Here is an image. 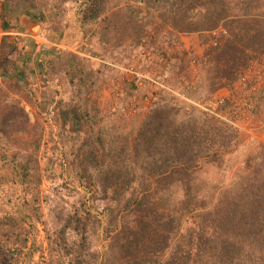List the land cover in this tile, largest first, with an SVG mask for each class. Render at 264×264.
Instances as JSON below:
<instances>
[{
	"label": "rangeland",
	"instance_id": "374dc122",
	"mask_svg": "<svg viewBox=\"0 0 264 264\" xmlns=\"http://www.w3.org/2000/svg\"><path fill=\"white\" fill-rule=\"evenodd\" d=\"M103 3L105 12L94 24L70 22L63 8L55 22L22 17L19 30L9 34L22 48L17 67L27 84L20 90L0 84V90L7 93L5 100L24 108L29 122L11 140L9 133L0 136V166L6 158H30L39 178L30 186L37 195L36 212L32 206L22 212L32 221L0 230L13 264H133L138 259V254L125 258L121 250L129 228L136 230L141 220L150 229L153 223L158 227L161 214L177 213L184 197L181 183L160 189L147 176L150 160L143 137L156 114L175 123L195 117L198 123L204 115L237 130L234 169L208 170L193 181L194 193L201 192L198 198L208 210L217 203L226 206L218 200L220 192L244 176V156L257 144L264 146V111L254 107L264 88L263 49L234 43L229 26L179 33L139 3ZM4 35L0 21V51ZM219 46L226 47L215 57ZM0 112L1 119L4 109ZM118 162L128 170L118 187H106ZM132 171L127 186L126 173ZM205 182L216 185L217 194L202 191ZM148 184L149 206L136 212L134 201ZM120 189L121 194L115 191ZM115 193L113 213L120 227L105 239L98 211Z\"/></svg>",
	"mask_w": 264,
	"mask_h": 264
},
{
	"label": "trees",
	"instance_id": "16d2710c",
	"mask_svg": "<svg viewBox=\"0 0 264 264\" xmlns=\"http://www.w3.org/2000/svg\"><path fill=\"white\" fill-rule=\"evenodd\" d=\"M103 1L0 0L1 30L6 34L2 38L0 51V84L14 85L13 89L17 90L25 89L27 84L26 75L17 67L23 56L22 48L12 42L9 35L19 30L22 17L35 22H43V19L55 22L61 17L64 8L70 22L94 24L105 12ZM130 1L139 3L179 33L212 32L224 25L232 28L229 33L233 34L234 43L245 48L255 46L256 49L264 50V0ZM31 10L35 14L29 16L28 12ZM225 47H216L215 57ZM53 52L54 50H49V54ZM6 97L7 93L0 90V109H4L0 119V136L9 133L6 137L11 140L21 132H16V129L23 130L29 120L24 108L5 100ZM254 100V107L263 112L264 88ZM202 117L204 119L201 118L198 123L196 117L175 123L173 119L166 121L156 114L148 122L149 133L147 137H143L144 144L147 145L146 158L150 160L146 168L147 176L154 180L152 184H159L160 189L168 188L176 181L181 183L184 197L177 206V213L161 214L163 222L158 227L153 223L154 229H150L146 220H141L136 230L135 227L129 228L130 233L128 237H124L121 250L125 251V258L138 254L139 257L133 264H264V146L257 144L244 156V176L220 192L218 200L226 201V206L219 207L217 203L208 210L203 199L198 198L201 192L194 193L193 181L208 170L234 169L237 161L234 157L237 147L234 146L237 144L238 132L225 122L211 123V118L204 115ZM169 126H173L172 132L168 130ZM37 149L36 146V151ZM126 158L127 155L122 156V161ZM6 159L5 164L0 166L3 171L0 174V230L14 229L22 223L32 221L31 215L22 212L28 206H32L36 212L38 207L37 195L31 194L30 188L31 184L37 185L39 181L36 162L30 158ZM137 160L143 161L140 158ZM118 165L115 173L111 171L112 177H107L106 187H118L128 170V165H121L119 162ZM133 173L136 172L126 173L127 186L134 177ZM142 187L140 200L134 201L136 212L145 204L149 206L152 193L149 189L152 185ZM122 188L124 190L126 186ZM200 188L202 191H214L213 195L218 190L216 185L207 182ZM120 190L115 191L121 194L123 190ZM112 198L111 202L98 211L101 223L105 225V239L120 227L118 217L113 213L117 193ZM128 207L129 205L125 208ZM173 244L175 247H172ZM170 249L173 250L169 255ZM141 250L149 255L147 259L140 256ZM167 254L168 260L160 261ZM0 264H13L12 251L6 250L1 242Z\"/></svg>",
	"mask_w": 264,
	"mask_h": 264
},
{
	"label": "bare ground",
	"instance_id": "6f19581e",
	"mask_svg": "<svg viewBox=\"0 0 264 264\" xmlns=\"http://www.w3.org/2000/svg\"><path fill=\"white\" fill-rule=\"evenodd\" d=\"M36 30H37V27H35L33 31H36Z\"/></svg>",
	"mask_w": 264,
	"mask_h": 264
}]
</instances>
